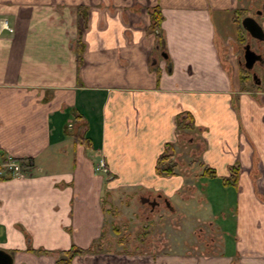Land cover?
<instances>
[{
	"label": "crops",
	"instance_id": "obj_1",
	"mask_svg": "<svg viewBox=\"0 0 264 264\" xmlns=\"http://www.w3.org/2000/svg\"><path fill=\"white\" fill-rule=\"evenodd\" d=\"M252 3L0 0L10 28H0V160L28 162L0 178V249L12 264H56L71 248L89 252L70 264H165L105 248L107 216L126 217L134 192L156 203L137 207L142 224L160 206L181 216V246L198 252L178 262L264 264V89H248L232 58L238 24L223 30L227 16L253 17ZM186 131L197 133L196 162L174 160ZM165 151L176 167L160 175Z\"/></svg>",
	"mask_w": 264,
	"mask_h": 264
},
{
	"label": "rangeland",
	"instance_id": "obj_2",
	"mask_svg": "<svg viewBox=\"0 0 264 264\" xmlns=\"http://www.w3.org/2000/svg\"><path fill=\"white\" fill-rule=\"evenodd\" d=\"M250 1L253 3L250 6L251 8L249 7L247 9L246 14L252 15L258 21L259 16L257 13L261 12L262 7L260 3L264 1L263 0H250ZM223 3H226V2L224 1ZM231 21L232 20L230 16H227L226 23H224L223 25L224 27L219 25V23H217L216 39L219 37V30L222 27H223V30L227 28L229 30V28L232 26L231 34L235 32L234 26H236L237 24H241L242 19H237V22L233 24L231 23ZM234 37H235V33H234ZM234 43L235 44L232 45L230 49L232 50V52L235 53V54L233 53L234 56H232V58L234 57L235 59V55H237V53L241 54L242 48L247 43V37L245 35H239V37L237 38L236 36L234 39ZM232 52L230 51V53ZM254 71L257 74L258 78H260V80L262 81V84L260 86L257 85L258 88L264 89V75L262 73V69H260L258 66H255ZM255 84H254L253 77L249 76V82H248V85H246V87L248 89H252L253 86H256ZM197 90H200V89L195 88V91ZM195 134H197L196 131H192V132L186 131V132H183L184 137L179 136L178 142L174 143V146L176 147V151H179L175 154L174 160H177V162H180V160H185L187 162L190 160L194 162L197 161V155H196L197 151L195 149V144H196ZM191 138H192V143L189 144L188 141ZM199 171H200L199 165L195 163V165L191 166V168L188 170V177H192L196 175L197 173H199ZM137 194H138L137 192L126 193V195L132 199L131 202L126 207L127 208L126 212H128L126 214V217L120 216L119 218H117L118 221H116L115 219H113L112 215L107 216L108 221L109 220L111 221V224H110L111 226H108V230L106 231L108 235L107 244L109 243L111 244L105 248L107 250H112V251L114 250H121L122 252L127 251L128 254H131L133 250H135L134 252H136L137 254L139 255L144 254L148 258L151 256H153L154 258L160 256L161 259H159V261H161L162 263L164 262L165 264H186L187 261H185V263H180L177 261V257L179 256V254H181V252L183 251L184 252L188 251L189 254L193 255L196 252H198V249H195L193 245L191 246V244L188 245L186 243L184 247L181 246V241L183 239L182 232L179 230L180 223L182 220L181 216L176 213H170L168 211V208L165 209L162 206H160L159 209H154V211L152 212L151 219L144 220V222L141 219L142 222L145 223V224H142L139 221V218L137 216V207L141 205L140 202H138L137 200ZM211 200L212 201H208L209 203L208 207H204L205 208L204 210L206 213H211L210 208L213 205L216 206V204H218L217 200L214 201L213 198H211ZM144 210H145L144 212H149L150 207L144 206ZM214 210L215 209H213V213H215ZM109 212L112 213L111 211ZM140 218H143V217H140ZM126 221H128L129 223H126ZM122 223H124L125 225ZM136 227H138V229L133 230V228H136ZM195 233L196 231L192 232L191 234L187 232L186 234H184V236L188 237V239H191V238L194 239L195 236H197V234ZM120 237H121V241L123 242L122 244L117 242V240ZM153 251L154 252L161 251V252L159 255H150L151 252ZM114 252H117V251H114ZM168 258H171V259H168ZM153 263L155 264V262Z\"/></svg>",
	"mask_w": 264,
	"mask_h": 264
},
{
	"label": "water",
	"instance_id": "obj_3",
	"mask_svg": "<svg viewBox=\"0 0 264 264\" xmlns=\"http://www.w3.org/2000/svg\"><path fill=\"white\" fill-rule=\"evenodd\" d=\"M241 27L247 33V35L257 42H264V30L262 26L252 17H245L241 21ZM250 43H247L243 47V60L245 69L251 70L255 63L261 61L262 57L255 53L250 48ZM253 80H258V77L253 74ZM256 84H259L256 81ZM139 202L141 204H147L151 209L156 204L153 200L149 201L147 198H140ZM0 264H12L11 256L0 249Z\"/></svg>",
	"mask_w": 264,
	"mask_h": 264
},
{
	"label": "trees",
	"instance_id": "obj_4",
	"mask_svg": "<svg viewBox=\"0 0 264 264\" xmlns=\"http://www.w3.org/2000/svg\"><path fill=\"white\" fill-rule=\"evenodd\" d=\"M153 20H154V27H157L159 21H160V15L157 12H154L153 14ZM238 29L241 30L242 32L243 29L241 27V25L238 24ZM239 72H241V75H246L247 73L242 70L239 69ZM179 126V123H178ZM170 148V147H169ZM168 149V148H167ZM26 164H28V162H26ZM156 171L158 174L160 175H168V174H173L174 170H175V164L172 162V155L167 154V152L165 151L156 161ZM116 231V230H114ZM89 252L88 250H79V249H74L71 248L66 252H61L59 253V259L56 262V264H70V260L72 259V257L76 254H83Z\"/></svg>",
	"mask_w": 264,
	"mask_h": 264
},
{
	"label": "flooded vegetation",
	"instance_id": "obj_5",
	"mask_svg": "<svg viewBox=\"0 0 264 264\" xmlns=\"http://www.w3.org/2000/svg\"><path fill=\"white\" fill-rule=\"evenodd\" d=\"M247 43H250L249 45H250L251 50H253L255 53L259 54L262 57L261 61L255 63L251 70H247L245 69V66H244V61L242 58L243 52H242L241 55L237 56L236 64L239 66V68H241L247 73L246 76L248 77V79H249V76H253V74L257 76V74L254 71L255 66H258L260 69H262V73L264 75V42H257L247 35ZM256 81H258L259 84H255ZM254 84L256 85L255 87H258L262 84V81L260 80V78H258V80H255Z\"/></svg>",
	"mask_w": 264,
	"mask_h": 264
},
{
	"label": "built area",
	"instance_id": "obj_6",
	"mask_svg": "<svg viewBox=\"0 0 264 264\" xmlns=\"http://www.w3.org/2000/svg\"><path fill=\"white\" fill-rule=\"evenodd\" d=\"M2 27L6 28L5 23L3 22ZM5 169L8 171H11L13 174H17L20 171L19 165L13 163V162H8L6 165H4ZM95 170L101 173H105L106 172V168L104 163L99 160L98 163L95 166Z\"/></svg>",
	"mask_w": 264,
	"mask_h": 264
}]
</instances>
